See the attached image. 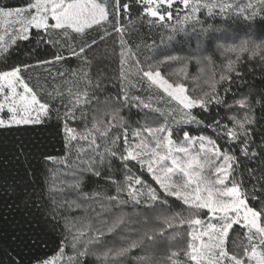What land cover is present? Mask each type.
Listing matches in <instances>:
<instances>
[{"label":"snow or ice","instance_id":"1","mask_svg":"<svg viewBox=\"0 0 264 264\" xmlns=\"http://www.w3.org/2000/svg\"><path fill=\"white\" fill-rule=\"evenodd\" d=\"M145 27L186 55L142 61ZM249 64L264 80V0H0V264H264V88L227 96Z\"/></svg>","mask_w":264,"mask_h":264},{"label":"trees","instance_id":"2","mask_svg":"<svg viewBox=\"0 0 264 264\" xmlns=\"http://www.w3.org/2000/svg\"><path fill=\"white\" fill-rule=\"evenodd\" d=\"M12 3H15L16 0H11ZM209 24H216L217 26L222 27L223 25H220V22L218 20H209ZM233 31L239 32L240 31V26H232ZM166 36L167 33L163 29H158V28H153L149 30L147 27L142 29L136 37H133V40L136 43L141 44V49H140V59L143 61L146 56L152 55V47H154L158 52H162L165 54H179L181 56L186 55L188 49H189V43L183 39L179 41V43L170 45L166 41ZM165 40V43H161V41ZM144 45L152 46V47H144ZM107 46V48L110 50L112 46V42L109 41L107 45H101V49H104ZM194 47V42L191 45ZM173 49L175 51H173ZM43 51L46 54H50L52 49H43ZM71 65H75L76 61L70 60L68 62ZM219 63V61H218ZM182 67L181 64L179 63H174L171 66L165 65L166 69V74L167 72H176L177 77L182 81L185 82L188 86L189 89L191 90L193 86L196 84V78L201 75L200 70L198 67L193 63L191 64L187 69V76L179 72V69ZM253 66L251 64L248 65V69L243 70L244 74L242 77L237 78L233 81L231 84V91L227 93L229 103L233 102V98L239 99L241 96L245 95L251 86H254L256 89H261L264 88V80L261 79V72L259 67L257 66L254 71L252 70ZM39 73L41 75V80L43 78V72L40 69H35L31 73V76L33 77V82H35V77ZM177 77H174L177 78ZM225 87H228L225 85ZM113 94L115 90H112ZM132 95H141L145 100L147 99L145 97V94L142 92H137L133 91L131 93ZM215 114V110L213 112V115ZM221 115H224L223 112L220 113ZM126 116L130 115V118L132 121H137L141 119V114L135 109L132 108L130 110H126L125 112ZM132 127H135L133 124ZM187 130L192 134V135H197V134H207V135H212V132L210 129L206 128H195L194 126H191L187 128ZM2 138V137H0ZM222 143V142H221ZM59 150V146L57 145V151ZM5 155H9L7 152H5ZM2 163V162H0ZM15 164V161H10L8 163V167L11 168ZM247 167H255L256 162L251 161V162H245ZM245 180L248 179L247 175L245 174L244 176ZM145 179H149L147 176H145ZM110 186L105 183L104 179H98L96 177L89 176L85 179L84 181V191L88 193H94L98 190L102 192V194L109 188ZM66 199H73L74 196L71 194V191L69 190V194L65 197ZM0 214L4 216V219H0V229H3L5 233H10L11 232V227L9 221L11 220V217L8 215L7 210L3 209V206L0 205ZM56 249V242L53 240V242L50 245V248L47 250L49 251V254L54 252Z\"/></svg>","mask_w":264,"mask_h":264},{"label":"rangeland","instance_id":"3","mask_svg":"<svg viewBox=\"0 0 264 264\" xmlns=\"http://www.w3.org/2000/svg\"><path fill=\"white\" fill-rule=\"evenodd\" d=\"M143 94H145V97L148 99L149 97L152 98V103L154 104V106H158V107H161L162 109H167L168 107H172V108H176L177 106L175 105V103L173 102L171 105H169L167 103V97L166 95L162 94L159 90L155 89V88H147L145 87L142 91ZM163 97V98H161ZM146 99V100H147ZM176 118H179V114L177 113V117ZM169 123H171V121H169ZM191 126H194L195 128H197L196 125H190V126H184V125H181L179 128L176 129V138L177 139H182V136H183V131H188L187 128L191 127ZM197 135H207V134H204V133H201V134H197ZM193 136H196V135H193ZM223 143V141H221Z\"/></svg>","mask_w":264,"mask_h":264}]
</instances>
